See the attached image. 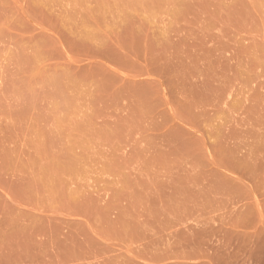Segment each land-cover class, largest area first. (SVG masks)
Returning <instances> with one entry per match:
<instances>
[{
    "label": "crops",
    "instance_id": "1",
    "mask_svg": "<svg viewBox=\"0 0 264 264\" xmlns=\"http://www.w3.org/2000/svg\"><path fill=\"white\" fill-rule=\"evenodd\" d=\"M82 1L47 29L65 61L43 81L62 79L65 109L35 110L55 121L26 140L78 157L34 159L18 184L21 261L264 264V128L217 126L181 80L171 89L150 0ZM73 166L75 182L47 169Z\"/></svg>",
    "mask_w": 264,
    "mask_h": 264
},
{
    "label": "rangeland",
    "instance_id": "2",
    "mask_svg": "<svg viewBox=\"0 0 264 264\" xmlns=\"http://www.w3.org/2000/svg\"><path fill=\"white\" fill-rule=\"evenodd\" d=\"M81 5L87 2L0 0V264H35L21 261L32 253L20 212L30 195L18 185L34 159L78 157L35 150L26 140L35 124L55 121L35 120V110L65 109L62 79L43 81L49 66L58 70L65 61L47 29L65 28L64 15ZM147 7L163 19L151 28L162 31L167 68L160 73L173 80L171 89L181 80L197 106L215 113L217 126L264 128V0H150ZM47 169L69 172L75 182L80 168Z\"/></svg>",
    "mask_w": 264,
    "mask_h": 264
}]
</instances>
